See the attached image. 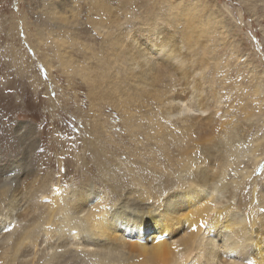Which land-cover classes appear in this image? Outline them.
Returning a JSON list of instances; mask_svg holds the SVG:
<instances>
[{
	"label": "rangeland",
	"instance_id": "1",
	"mask_svg": "<svg viewBox=\"0 0 264 264\" xmlns=\"http://www.w3.org/2000/svg\"><path fill=\"white\" fill-rule=\"evenodd\" d=\"M250 1L0 0V264H17L23 256H37L42 249L53 253L48 254V264H87L74 259L72 253H66L67 258L62 253L54 257L55 249L50 250L65 242L66 233H74L76 238L79 225L69 195L86 186L103 197L100 205L89 208L86 220H90L113 200L139 199L153 204L164 182L172 179L169 174H175L184 161L188 163L193 153L230 141L237 129V136L248 131L240 145L245 149H237L236 155L249 150L253 141L261 144L247 150L248 154L255 152L249 157L264 155V0ZM177 58L180 65L175 63ZM156 67H164V73L154 79ZM138 70L141 72L135 74ZM177 101L191 114L176 109ZM176 110L178 116L172 113ZM199 124L200 128L193 127ZM219 126L225 132L219 131ZM190 128L195 130L193 136ZM204 132L206 137H201ZM229 133L232 136L223 141ZM197 134L202 141L195 139ZM174 137L181 140L176 142ZM212 138L216 141L210 142ZM198 141L206 144L200 146ZM177 146L182 152L193 149V153H182ZM243 154L248 155L246 151ZM245 159L227 165L228 180L236 182L237 192L253 185L249 175L245 181L240 178L241 171H252L251 159ZM170 163H176V168ZM158 168L164 169L159 172ZM260 168L251 178H261ZM101 174L110 178V184ZM97 228L95 234L106 237L110 248L117 245L113 234ZM185 232L183 227L175 237ZM57 235L64 237L63 241ZM145 237L142 235L139 242ZM134 241L127 239L125 246L131 248ZM137 252L132 253L139 262L142 255Z\"/></svg>",
	"mask_w": 264,
	"mask_h": 264
},
{
	"label": "bare ground",
	"instance_id": "2",
	"mask_svg": "<svg viewBox=\"0 0 264 264\" xmlns=\"http://www.w3.org/2000/svg\"><path fill=\"white\" fill-rule=\"evenodd\" d=\"M260 1H262V0H260ZM250 2L248 4H250ZM248 8H250V7H248ZM251 9H252V7H251ZM214 14H215V12H214ZM222 16H221V18H222ZM221 18H220V20H221ZM223 21H225V20H223ZM221 23H223V22H221ZM228 23H230V22H228ZM229 25H231V24H229ZM217 26H216V28H217ZM220 27H219V29H220ZM235 31H237V30H235ZM231 34H232V32H231ZM228 39H229V37H228ZM116 40H118V38H116ZM130 47H132V46H130ZM141 48L143 50V47H141ZM127 49H128V51H130L129 49H131V48H127ZM135 49H134V51H135ZM55 51H57V50H55ZM136 52H138V50ZM57 53H59V52H57ZM139 53H140V51H139ZM140 54H142V53H140ZM140 54H139V59L141 57ZM134 56H135V54H134ZM125 59L127 60L128 58L125 57ZM132 61L136 62L135 60H132ZM138 63H139V61H138ZM157 68H158V74L153 76L154 79L159 77V73L161 75H163V73H164V71H161V70H164V67H161V68L156 67L155 69H157ZM138 71L134 72V73L138 74L141 72L140 70H138ZM132 72H133V70H132ZM133 78H131V80ZM177 99H175V100H177ZM185 99H186V101L189 100L188 98H185ZM178 101H179V99H178ZM178 101H177V103H175L176 109H178V110L181 109V111L184 112L182 114L186 113L188 115L190 113L189 110L186 109L185 106L184 107L182 106V108H181V106H180L181 103ZM181 101H183V99ZM175 104H174V106H175ZM183 105H185V104H183ZM171 108H172V106H171ZM174 110H175V108H174ZM178 110H176L175 112L172 111V113H175V115L177 114V116H178V114H180V113H178ZM165 113L167 116L170 115L169 113H167V111ZM163 115H165V114L163 113ZM165 116H162V117H164V119H166L167 116H166V118H165ZM172 116H174V115H172ZM168 118L170 119V116ZM195 118H192V120ZM198 119L199 120L197 123H200L199 122L200 118H198ZM151 121H153V120H151ZM166 121H168V120H166ZM186 121H188V120L186 119ZM154 123H156L155 120H154ZM192 123L190 121L189 124H192ZM203 123L207 124L206 120H205V122L203 121ZM227 123H231V122L228 121ZM185 125H188V124H185ZM203 125H202V127H204ZM218 125H221V124H218ZM194 126L200 128V124H199V126L193 125V127ZM156 127L159 128L160 126L156 125ZM179 128H177V129H179ZM191 128H192V125H191ZM191 128H190V133H191V131L193 132V130H191ZM204 128H206V127H204ZM219 128L221 129L220 126H219ZM224 128H225V126H224ZM240 128H242V126ZM246 128H248V127H246ZM220 129H219V131L223 130V129H221V130ZM227 129H229V128H227ZM156 130H158V129H156ZM185 130L187 131V129H185ZM197 130L198 129H196V131ZM199 130H201V129H199ZM242 130H240V131H242ZM246 130L248 131V129H246ZM98 131H99L98 133L100 135L101 134L103 135L104 131L102 130V128H99ZM223 131L225 132V130H223ZM236 131H235L236 136H234L232 139L229 138L230 141L226 140V138L228 136L230 137V135H231L230 133L227 136H225V139H223V141L226 140V141H224L225 143L223 142V144L221 145L220 142L218 141L220 146L217 144L216 145L213 144V146H211V147L205 145L209 148H207V149H206V147L203 148L205 150H201L200 153L197 152L198 154L193 153V149H192L193 147H192L191 148L192 150L189 151V152L192 151V153L194 154L192 159L189 160V158H188V161H189L188 163H184L185 161L184 162L182 161L183 164H185V165L183 167H181L180 169L178 168V170L172 176H169L170 175L169 174V172H170L169 168H171V167H169V165L166 163L168 161L164 160L165 164H167L169 167L168 168V170H169L168 171V174H169L168 177H170L172 179L170 180L171 181L170 182L169 179L167 181H165L164 180L165 178L161 177L165 181L164 182V189L162 188L163 191L158 193L160 195L157 197L156 201L153 204H149V202L140 201L139 199H138V201L137 200H130V199L125 200V198H124V200H115V201L113 200L109 204L108 207H106L104 209L102 208L103 210L101 211V214H99V215L97 214L96 216L93 215L94 216L93 218H91L90 220H86V217L88 216L87 215L88 210H90L89 208H91L95 204H98L100 202V200L103 199L101 194L96 192V190L92 186H86L84 189H82V190L80 189L81 191H79V193L77 192L76 194L72 193V195H69L71 198V205H72V209H73L72 213L74 215L75 223L79 225V227H78L79 230L76 233V238L74 236V233H72V234L66 233L67 238H65V239L67 241L65 240V242H62V243L59 242V243H61L59 245L57 244V241L55 242L57 244V247L50 248V250L55 249L54 250V254H55L54 257L56 256L57 253L58 254L60 253V257L62 254H64V256H65L66 253H69V254L72 253V255L74 254V256H75L74 259H78L80 261H85L87 264H122V263L123 264L124 263L125 264H155V261H159V262L167 261L168 264H264V163H263L264 162V155L262 157H260L259 159H258V157H254V156H253V158L249 157L252 152L250 154H248V151L251 148H253L252 146H254V144H255L254 141H253V144L251 143L252 140L250 141V143H251L250 147L251 148L249 147L250 148L249 150L246 147L247 145L245 146L247 148L245 151L247 152L248 155L243 154L245 151L243 152L242 150H244L245 148H243V145H242V147H240V145L243 141H245L247 139L245 136H243V134L247 131H245L244 133L242 132L243 134L238 135V136H237V134L239 132L236 134ZM89 132H90V130H89ZM176 132H178V131H176ZM161 133H160V135H161ZM194 133H195V130L192 134H189V133L188 134L193 136ZM222 134H223V132H222ZM87 135H89V134H87ZM177 135L179 136L180 134H177ZM185 135L187 136V133ZM201 135H200L201 137H203V136L206 137L205 132H204V135L202 133H201ZM214 135H215L214 138H216L217 134L214 133ZM246 135H248V134H246ZM105 136H107V135H104V138H105ZM154 136H156V138H157V135H154ZM182 136H184L183 133H182ZM186 136H184V137H186ZM197 136H199V134H197ZM200 136H199V138H195V139H197V140L199 139L200 141H202L200 139L201 138ZM223 136H222V138H223ZM161 137L159 139H161ZM209 137L210 136H208L207 138H209ZM254 137H256V136H254ZM214 138L210 139V142L214 141L215 140ZM252 138H253V136H252ZM263 138L264 137H262L261 139H263ZM86 139H88V137ZM176 139H179V138H175V140ZM255 139H253V140H255ZM179 140H181V138ZM190 140H191V138H190ZM256 140H255V142L258 141V140L257 141ZM191 141H193V138ZM208 141H206V142L208 143ZM163 142L165 143V141H163ZM176 142H177V140H176ZM187 143H188V141H187ZM199 143L201 144L200 146H202L203 144H206V143L202 144L201 142H199ZM191 144H193V142ZM260 144L258 143L257 145H260ZM262 145H263V142H262ZM147 146H148V144H147ZM179 146H180V144H179ZM164 148H162V149H164ZM179 148H180V151L183 150V148L181 149V147H178V149ZM195 148H197V147L195 146ZM239 148H243L241 150L242 154L238 155V153L240 151H237V155H236V150ZM260 148L263 149V147H260ZM92 149H91V151L94 152V150H92ZM95 149H97V148H95ZM159 149H160V145H159ZM174 149H173V153H174ZM149 150H150L149 152L152 151V149H149ZM257 150H258V148H257ZM143 151H146V149ZM168 151H166V152H168ZM180 151H177V153L179 154ZM197 151H199V150H197ZM252 151H256V149L255 150L252 149ZM92 152H91V154H93ZM146 152H144V153H146ZM154 152H156V151H154ZM161 152H163V151L161 150ZM186 152H188V151L185 149V152H182V153H186ZM100 153H101V151H100ZM192 153H190V155ZM254 153L255 152H253L252 154L254 155ZM96 154H97V151H96ZM98 154H99V152H98ZM93 155L97 156L95 154H93ZM148 155L150 156V154H148ZM148 155L146 158H148ZM174 155H175V153H174ZM102 156L103 155H100V157H102ZM143 156H144V154H143ZM156 156L154 158V161L156 159ZM180 156H183V154H181ZM129 157H130V155H129ZM151 157H153V156L151 155ZM167 157H169V156H167ZM167 157H166V159H167ZM172 158H173V164H174V157H172ZM180 158H182V157H180ZM245 158L251 159V163H253L251 166L252 171L251 172L250 171L249 172L241 171L239 173L241 175L240 178H243V181H245L247 179L244 180V178L249 175L250 176V180H249L250 184L252 183L253 185H252V187H250L249 184L246 183L247 185H245L244 187L245 188L247 186H249V187H247L246 189L243 187L244 190L241 189L242 192L239 190L237 192L236 182L231 183V181L228 180V176L231 174H228V171L230 169H229V167L227 168V165L231 166L230 164L232 162L234 164V162H236V163L240 162L241 160H243ZM247 159H245L244 162H246ZM170 160H172V159H170ZM148 161H150V160H148ZM154 161H152V162H154ZM176 161H179V160H176ZM248 161H250V160H248ZM95 162H96V160H95ZM186 162H187V160H186ZM260 162H262V163H260ZM157 163L158 162L156 161V164ZM160 163H162V162H160ZM179 163H180V161H179ZM102 164H103V162H102ZM170 164H172V163H170ZM150 165H152V164H150ZM164 165H161V166H164ZM258 166L263 168V173L261 174L262 176L259 174L261 176V178H259V177L258 178H254V177L251 178L252 173L255 172V170ZM101 168L103 170V165L101 166ZM148 168H149V166H148ZM164 168H162V169H164ZM175 168H176V163H175L174 169ZM235 168H236V166H235ZM235 168H233V169H235ZM262 168H260V169H262ZM158 169H155V171ZM162 169L160 168L159 172H161ZM237 169H238V167H237ZM165 171H166V169H165ZM126 172H128V171H126ZM152 172H153V169L151 171V174H152ZM163 173H164V170H163L162 174ZM171 173H172V171H171ZM104 174H106V173H104ZM233 174H234V172H233ZM127 175H128V173H127ZM134 175H136V174H134ZM152 176H154V174ZM126 177H129V175L128 176L125 175V178ZM104 178L105 177L103 176V178H101V179H104ZM132 178H133V175H132ZM109 179H108V181H109ZM144 179L146 180L147 178H144ZM131 180L132 179H130V181ZM160 180H158V181H160ZM101 181H104V180H101ZM152 181H153V179H152ZM233 181H236V180H233ZM141 182H142V179H141ZM147 182H149V181H147ZM246 182H248V181H246ZM138 183H140V182H138ZM239 183H241V182L239 181ZM109 184H110V181H109ZM160 184H158V185H160ZM86 185H88V183ZM131 185H132V183H131ZM154 185H155V182H154ZM240 185H242V184H240ZM113 187H112V189H113ZM77 188H79V187H77ZM139 188H142V187H139ZM143 188H144V186H143ZM158 188H160V187H158ZM42 189H43V187H42ZM134 189H137V188H133V190ZM122 190H124V188ZM71 191H73V190H71ZM110 191L113 192L114 190H110ZM146 191H147V189H146ZM74 192H76V190ZM147 192L149 193V190ZM112 194L113 193H110V195H112ZM139 194H141V193H139ZM143 194H144V192H143ZM118 195H119V193H118ZM125 197H126V195H125ZM116 199H117V197H116ZM121 199H123V198H121ZM68 200H69V198H68ZM68 200H67V202H68ZM109 200L107 203H109ZM146 200H147V198H146ZM105 201H106V199H105ZM69 204H70V201H69ZM102 204H104V203H102ZM58 205L59 204H57V207H58ZM98 205H100V204H98ZM59 207L61 208V206H59ZM67 208H68V206H67ZM62 210H63V208H62ZM93 210H95V209H93ZM68 211H70V209ZM98 213H100V211ZM52 214L53 213L51 212V216H52ZM55 214L58 215V213H56V210H55ZM51 216H50V219H51ZM88 217H90V216H88ZM7 222H9V221H7ZM94 227H98L100 230H102V229L104 231L106 230L107 232L110 233V235L113 234V236H115L114 240L117 241V245L114 244V247L111 245L112 247L110 248L109 247L110 241L108 239H105L106 237L103 238L101 235L95 234ZM183 227L185 228V230L187 232H185L184 234H182L180 236L175 237L180 232V229ZM69 232H71V231H69ZM142 235L146 236L144 238L143 243L139 242L140 241L139 239H141ZM55 236L56 235H54V237ZM35 237H37V236H35ZM57 237H58V235H57ZM61 237H63V236H61ZM108 237L109 236H107V238ZM173 237H175L174 240L168 241L170 238H173ZM50 238H51V236H50ZM59 238L60 237H58L57 239H59ZM71 238H73L72 239L73 241L72 240L70 241ZM63 239H64V237L61 240L63 241ZM109 239H110V237H109ZM112 239L113 238H111V240ZM127 239H133V240L135 239V241L133 243L130 242L131 248L125 246V243H127ZM40 240H44V238L43 239L40 238ZM35 241H34V243H36ZM50 242L52 243V241H50ZM112 242H114V241H112ZM34 243H33V245H34ZM148 243H150V244H148ZM41 246H43V245H41ZM33 247H35V246H33ZM43 247L45 248L46 246H43ZM39 248H40V246H39ZM46 250L42 249L41 251H39V254L37 256H33V255L31 256V255L26 253L27 255L23 256V259L21 261L19 260V263L17 262V264H36V263H39L40 261H43V263H44V261L47 262L50 260L48 258V254L53 255V253L47 252ZM131 250L138 251L137 253L142 255L140 257L139 262L135 261V259H136V257L134 256L135 254L132 253L133 251H131ZM32 251H34V250H32ZM57 257H58V255H57ZM66 258H67V254H66ZM57 261H59V260H57ZM55 262H54V264H55ZM64 263L62 261V264H64ZM78 263H80V262H78ZM47 264H48V262H47Z\"/></svg>",
	"mask_w": 264,
	"mask_h": 264
},
{
	"label": "snow or ice",
	"instance_id": "3",
	"mask_svg": "<svg viewBox=\"0 0 264 264\" xmlns=\"http://www.w3.org/2000/svg\"><path fill=\"white\" fill-rule=\"evenodd\" d=\"M175 63L177 64V65H180L181 64V61H180V59L179 58H177L176 59V61H175ZM178 71H179V68H178ZM194 230V229H193Z\"/></svg>",
	"mask_w": 264,
	"mask_h": 264
}]
</instances>
